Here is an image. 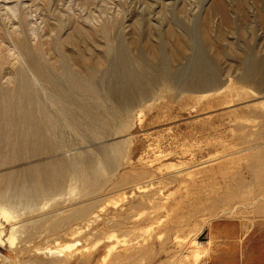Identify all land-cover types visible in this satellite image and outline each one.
<instances>
[{
	"label": "rangeland",
	"instance_id": "rangeland-1",
	"mask_svg": "<svg viewBox=\"0 0 264 264\" xmlns=\"http://www.w3.org/2000/svg\"><path fill=\"white\" fill-rule=\"evenodd\" d=\"M262 250L264 0H0V264Z\"/></svg>",
	"mask_w": 264,
	"mask_h": 264
},
{
	"label": "crops",
	"instance_id": "crops-1",
	"mask_svg": "<svg viewBox=\"0 0 264 264\" xmlns=\"http://www.w3.org/2000/svg\"><path fill=\"white\" fill-rule=\"evenodd\" d=\"M244 264H264V250L261 251L260 257L257 260H252L249 256H246Z\"/></svg>",
	"mask_w": 264,
	"mask_h": 264
},
{
	"label": "bare ground",
	"instance_id": "bare-ground-1",
	"mask_svg": "<svg viewBox=\"0 0 264 264\" xmlns=\"http://www.w3.org/2000/svg\"><path fill=\"white\" fill-rule=\"evenodd\" d=\"M258 67H259V66H258ZM258 67H257V70H258V69L260 70L261 68H258ZM255 69H256V68H255ZM252 71H253V70H252ZM250 73H251V72H250ZM243 77L246 78V79H252L251 74H249V76L243 75ZM230 104H231V103H230Z\"/></svg>",
	"mask_w": 264,
	"mask_h": 264
}]
</instances>
